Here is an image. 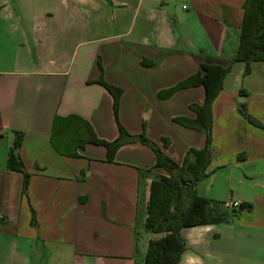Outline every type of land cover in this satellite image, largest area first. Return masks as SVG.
<instances>
[{
  "label": "crops",
  "instance_id": "crops-1",
  "mask_svg": "<svg viewBox=\"0 0 264 264\" xmlns=\"http://www.w3.org/2000/svg\"><path fill=\"white\" fill-rule=\"evenodd\" d=\"M245 1L0 0V264H142L150 186L168 173L141 137L179 166L205 147L204 131L175 122L197 117L190 106L203 105L204 87L165 93L201 62L236 55ZM101 79L123 91L117 117ZM240 105L264 126V62L247 75L237 62L226 75L212 106V161L197 184L203 198L251 208L182 229L180 264H264V127ZM57 119L69 121L56 142L74 156L53 144ZM18 132L26 195L24 174L8 169ZM93 134L122 139L113 161L104 146H82Z\"/></svg>",
  "mask_w": 264,
  "mask_h": 264
},
{
  "label": "trees",
  "instance_id": "trees-1",
  "mask_svg": "<svg viewBox=\"0 0 264 264\" xmlns=\"http://www.w3.org/2000/svg\"><path fill=\"white\" fill-rule=\"evenodd\" d=\"M237 62L245 64L246 75L251 72L253 63L264 62V0L245 1L239 47L236 55L227 64L221 65L203 61L195 75L185 79L165 93V95H171L185 88L204 87L206 98L203 105L193 104L190 106L197 117L195 119L179 117L175 119V122L189 129L204 131L206 134L205 147L201 150L191 149L185 156L183 164L179 166L164 155L154 143L145 137H141L140 142L155 151L157 155L156 167L164 169L168 173V176H159V179L150 186V199L143 221V228L147 236L144 239L145 256L142 264H180L181 257L186 250L185 241L180 235L182 229L227 223L235 215V211H230L225 207L226 203L211 201L199 196L197 184L208 176L207 169L212 161V106L223 89L226 75ZM99 82L113 96L114 114L117 117L123 94L122 89L110 85L102 79ZM239 113L251 125L259 128L264 127L248 113L246 105H240ZM69 120L57 119L55 121L52 140L60 153L66 156H74V153L65 152L56 142L58 131L63 127L62 121L68 122ZM71 131L72 129L67 130L66 128V136ZM120 134V136L125 134L121 127ZM23 141L24 133L18 132L9 153L8 169L24 174L23 194L26 195L29 174L24 170L19 153ZM163 142L167 145L168 141L163 139ZM87 143L104 146L107 149L109 161H113L115 153L123 144L121 138L107 142L98 139L95 134L88 142L83 141L82 146ZM243 157L244 155H241L239 159ZM241 208L249 209L251 205L245 204ZM34 219L33 214L32 224L35 223Z\"/></svg>",
  "mask_w": 264,
  "mask_h": 264
},
{
  "label": "rangeland",
  "instance_id": "rangeland-1",
  "mask_svg": "<svg viewBox=\"0 0 264 264\" xmlns=\"http://www.w3.org/2000/svg\"><path fill=\"white\" fill-rule=\"evenodd\" d=\"M180 7V6H179ZM181 9V7H180ZM174 26V25H173ZM176 31L178 30L179 33H181L182 31V26H179L178 23L176 24L175 23V28H174ZM237 37V36H236ZM233 38V37H232ZM239 44V40L238 38H236V41H235V37H234V41H232V47L233 45L235 44ZM225 196H228V198H230L232 200V193H231V190L228 188L227 191H226V195ZM228 200V199H227ZM229 201V200H228ZM217 202H221V201H217ZM223 203V202H222Z\"/></svg>",
  "mask_w": 264,
  "mask_h": 264
},
{
  "label": "built area",
  "instance_id": "built-area-1",
  "mask_svg": "<svg viewBox=\"0 0 264 264\" xmlns=\"http://www.w3.org/2000/svg\"><path fill=\"white\" fill-rule=\"evenodd\" d=\"M241 206H242V202L240 201H235L225 204V207L229 210L239 209L241 208Z\"/></svg>",
  "mask_w": 264,
  "mask_h": 264
}]
</instances>
